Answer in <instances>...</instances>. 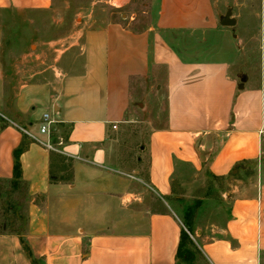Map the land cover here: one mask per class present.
I'll use <instances>...</instances> for the list:
<instances>
[{
	"label": "crops",
	"instance_id": "0c3cea01",
	"mask_svg": "<svg viewBox=\"0 0 264 264\" xmlns=\"http://www.w3.org/2000/svg\"><path fill=\"white\" fill-rule=\"evenodd\" d=\"M84 1L0 0V185L24 141L32 253L13 232L0 264H178L187 229L167 199L182 169L224 184L222 220L188 231L196 264H264V75L249 74V36L232 35L237 19L222 25L212 0H151L143 28ZM154 85L165 124L122 160L115 136Z\"/></svg>",
	"mask_w": 264,
	"mask_h": 264
},
{
	"label": "rangeland",
	"instance_id": "374dc122",
	"mask_svg": "<svg viewBox=\"0 0 264 264\" xmlns=\"http://www.w3.org/2000/svg\"><path fill=\"white\" fill-rule=\"evenodd\" d=\"M91 1L86 0L80 4L87 6ZM123 1L102 0L97 2L95 7H101L103 13L112 19L124 18L128 21L132 17L134 20L131 26L134 28H143L150 23L151 0H129L123 6H119ZM157 2V0L152 1L153 10L157 8ZM212 3L218 17H223L230 9L231 16L237 19L236 24L231 28L232 35L249 36L247 43L249 52H245L249 55V74L254 75L255 78L264 75V0H212ZM73 7L65 9V14L74 18L76 12ZM243 46L241 41L236 46L241 58L245 50ZM165 99V91L162 88L156 89L154 85L151 93L141 100V104L134 105L131 119L127 120L119 130V135L115 136L117 151L122 160H130L134 163V155L138 153V146L145 140L147 132L153 127H161L165 124ZM129 147L133 149L132 157ZM222 188L224 184L221 179L211 177L204 172L194 174L191 170L182 169L173 180L174 196L167 200L174 212L185 221L186 208L194 205L199 197L205 199V203L196 208L192 216L195 225L203 226L222 220V214L218 212L225 207L218 199L219 190ZM8 189L10 187L0 185V237L2 238H10L15 231L23 233L27 219L23 186L14 192H8Z\"/></svg>",
	"mask_w": 264,
	"mask_h": 264
},
{
	"label": "trees",
	"instance_id": "16d2710c",
	"mask_svg": "<svg viewBox=\"0 0 264 264\" xmlns=\"http://www.w3.org/2000/svg\"><path fill=\"white\" fill-rule=\"evenodd\" d=\"M26 144L24 141H21V143L13 149V177L10 181V190L12 192L18 190L21 186L24 188L23 181L21 179V168H20V162H19V155L24 150ZM201 204V200L197 199L192 206H188L185 210V221H183V224L187 231L191 232V223H192V216L195 211V209ZM16 234L19 235V240L21 244L23 245L24 250L26 251V254L32 258V253L29 250L25 239L22 237V233L15 231ZM199 254V251L197 247L195 246L192 239L189 237L188 233L185 231V229L181 230L177 250H176V258L178 264H196V258ZM33 264H36V261L33 259L31 260Z\"/></svg>",
	"mask_w": 264,
	"mask_h": 264
},
{
	"label": "built area",
	"instance_id": "2783aa9c",
	"mask_svg": "<svg viewBox=\"0 0 264 264\" xmlns=\"http://www.w3.org/2000/svg\"><path fill=\"white\" fill-rule=\"evenodd\" d=\"M52 123H53V120H51L49 113H47V112L43 113L42 117H41L40 125H39L40 132L46 133L49 135L50 127H51ZM113 127H115V125ZM24 132H26V131H24ZM59 143H61V142H59ZM43 144L45 145L46 148H48L50 150H58L51 141L44 142ZM187 233L189 234V236L192 237V235L188 231H187Z\"/></svg>",
	"mask_w": 264,
	"mask_h": 264
},
{
	"label": "water",
	"instance_id": "95a60500",
	"mask_svg": "<svg viewBox=\"0 0 264 264\" xmlns=\"http://www.w3.org/2000/svg\"><path fill=\"white\" fill-rule=\"evenodd\" d=\"M231 10L228 9L221 20V24L224 26H233L236 20L231 16Z\"/></svg>",
	"mask_w": 264,
	"mask_h": 264
}]
</instances>
